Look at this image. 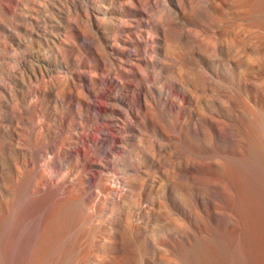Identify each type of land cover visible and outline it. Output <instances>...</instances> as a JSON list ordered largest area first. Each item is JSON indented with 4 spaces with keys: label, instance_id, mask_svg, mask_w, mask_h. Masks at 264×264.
<instances>
[{
    "label": "rangeland",
    "instance_id": "374dc122",
    "mask_svg": "<svg viewBox=\"0 0 264 264\" xmlns=\"http://www.w3.org/2000/svg\"><path fill=\"white\" fill-rule=\"evenodd\" d=\"M30 1L19 0V7L31 6ZM142 1L144 3L136 0L134 7L123 9L125 20L134 21L130 23L132 31L120 28L112 19L113 15L118 13L117 0H76L74 4L69 0H37L34 5L36 11L28 12L30 18L25 11L23 12L27 17L18 15L20 10L6 15L0 14L3 24L12 32L17 31L22 37L20 42L12 40L19 57L27 60L32 53L35 61L40 59V63L54 68L42 78L45 88L38 94V103L41 110L39 119L58 131L57 141L70 133V127H63L60 123L61 116L68 119L73 116L74 110L66 104L71 101V104L73 102L76 105L77 101L76 93L67 96L65 91L61 90V84L64 81L76 85L81 83L89 89V76L93 70L98 72V78L105 83L104 76L113 66L111 63H117V57L133 53L132 44L138 39L134 33L140 27L143 26L157 38L154 44L146 41L147 44L153 45L152 51L145 53L147 56L153 55L152 61L146 58L139 70L125 64L127 71L119 73L121 84L114 86L117 94H126V104L121 105L125 111L136 103L129 97L127 90L130 88H139L141 102L146 100L141 107L140 116L137 117L132 111L128 117H123L126 124V120H133L131 126L134 130L126 132L128 136L124 141L132 158L119 163L117 176L125 172L123 166L136 163L137 160L145 165L148 174L143 177L146 186L142 191V199L144 205H150L153 209L147 216L138 217L137 209L133 208L131 211V207L119 205L116 214L110 216L109 202L113 197L102 188L99 193L107 197L105 200L93 202L92 207L80 209L82 212L74 209V233L78 241L75 242L73 255L68 262L70 264H170V256L165 254L164 257L161 248L165 247L164 242L169 243L177 236L170 222L165 221L167 210L171 212L168 218L173 217V213L180 212L185 220L188 233L192 237L190 247L194 251L191 252L195 255L197 264H214L212 257L207 253L204 236H211L215 227L206 234L201 230L200 220L212 226L222 223L229 232L236 219L246 217L240 210L243 204L239 206L232 195H225V185L221 179L223 165L215 163V160H220L225 153L238 161V152L242 149L246 152L249 141L255 145L251 152L264 153V135L261 132V125L264 123V0H165L167 8L157 4L153 9L149 8L147 2ZM85 6L95 15L94 21H87ZM15 24L19 30L14 29ZM31 27L36 31L34 34L35 38L40 40L39 43L46 38H53L58 49L52 50L44 45L32 44L33 50L28 51L26 36ZM81 31H86L92 42L82 37L78 50L70 43L69 35L74 36ZM113 37L117 39L119 47L125 46L128 49L122 52L119 48H112ZM62 38L63 42L56 40ZM138 42L145 44L144 39ZM5 69L7 80L13 83L19 97L20 84L16 83L15 74L6 72ZM200 70L207 75L206 78L199 74ZM160 90H170L182 102L180 119L187 120L182 129L189 132L190 150L183 149L182 144L168 138L164 114L160 102L157 101ZM89 95L91 111L96 114L99 109H103L102 102L90 91ZM24 98L27 106L32 97ZM10 104L11 100L8 101L9 106ZM104 111V121L99 119L88 131L101 153L107 151L114 141L111 129L103 126L110 115L108 111ZM142 115L147 117L145 127L140 125ZM26 116L30 125L28 113L25 112L24 117ZM5 117L4 124H9L10 129L4 128L0 134V165L6 167V180L9 181L12 177L11 158L32 145L34 137L31 132L22 131L13 125L15 114L12 111L7 112ZM102 128L109 133L106 140H102ZM208 129L212 130L214 136L213 146L206 139ZM16 132H22L23 138L18 139ZM9 139H12L11 147L6 144ZM150 142L154 144V157H149L145 152ZM74 150L80 153L81 148H69L67 158L61 159L60 165L57 166L62 174H68L72 179L79 178V166L93 158L92 155L80 153L76 163V158L70 155ZM89 151H92L91 143ZM173 152L177 158L172 157ZM173 164L175 174H170L169 169ZM93 177L94 172L90 171L89 184H92ZM102 183L111 184V181L103 177ZM126 193L123 194L125 198ZM234 201L238 207H234ZM253 204L251 206L256 210L260 206L256 205L257 208ZM234 208H237L236 213ZM242 208L246 209L245 206ZM88 212L101 217L104 226L102 233L106 234L109 232L106 226L116 217L111 226L115 232L104 246L100 240L95 242L96 227L89 226L86 232H82L88 222L92 224L90 220L87 222L85 217ZM126 212H131L128 221H125ZM195 212L199 218H195ZM146 219L149 220L144 228ZM256 219L258 223H262V228ZM258 219L246 217L242 220L244 223L251 222L249 225L254 223L253 228L262 230L261 233L260 229L257 230V234L261 236L254 237L261 243L264 239V221ZM247 223L245 225L249 226ZM146 234H153V242L144 236ZM251 237H248L249 242L252 241ZM19 247L21 250L18 251ZM166 249L170 250L169 245ZM21 251L23 256L19 262L26 264L30 257L29 248L10 243L4 231L0 229V264H18L17 254ZM251 251L255 256L260 254V257H254ZM263 251L262 248H257L256 251L247 250L248 257L251 255L247 264L254 261L257 264L258 260V264H263ZM252 258L254 261H251Z\"/></svg>",
    "mask_w": 264,
    "mask_h": 264
},
{
    "label": "bare ground",
    "instance_id": "6f19581e",
    "mask_svg": "<svg viewBox=\"0 0 264 264\" xmlns=\"http://www.w3.org/2000/svg\"><path fill=\"white\" fill-rule=\"evenodd\" d=\"M69 1L74 4L76 0ZM144 1L149 4L148 6L150 9L152 7H157V4L162 8H167L165 0ZM30 2H32V4H29L31 6L24 5V7L21 8L19 7V0H0V14L6 15L12 11L20 10L21 12L17 11L18 15L27 17L25 14L27 12L29 17L30 15L28 12L36 11L34 5L37 3V0H31ZM135 2L136 0H117V7L119 8L118 13L114 14L112 19L118 23L120 28L132 31V25H130V23L134 21L131 20L128 22L125 20L126 15H124L123 9L124 7H134L136 4ZM139 2L144 3L142 0H139ZM23 11H25V13ZM84 14L86 15L87 21L91 22V20L94 21L96 19L93 12L86 6ZM91 26H93V22ZM13 27L19 30V28L17 29V24ZM0 28V134L4 128L10 129L9 124H4V119L6 118L5 114L12 111L15 114L13 125H16L22 129V131L31 132L34 137L32 145L26 147L23 152L14 156L13 159L11 158L12 177L9 181L6 180V167L3 164L0 165V229L4 231L10 243L16 246L20 245L23 248H29L30 257L26 264H70L68 262L73 255L75 242L77 243L78 241L77 238L75 239L76 233H74L75 226L73 214L75 210L82 212L80 209L92 207L94 204L93 202H98L102 199L105 200L107 197L99 193L102 188L106 189L107 193L111 194L113 197V200L109 202L110 216L116 214L119 205H125L128 208L131 207V211L133 208L137 209L136 215L138 217L140 215L147 216L153 209L150 205H144L142 199V191H144L146 186L143 177L148 174L145 165L139 163L137 160L136 163L123 166L125 172L121 176H117L119 173L117 168L119 163L132 158L127 151V144L124 141L126 136H128L126 132H132L134 130L133 126H131L133 120H126V122H128L126 124L123 122V117H128V114L132 111L136 113L135 115L137 117L140 116L141 107H143V103H146V100L144 99V101L141 102L142 100L139 98V96H141L139 88H137L138 90H136V87L130 88L127 90L130 94L129 97L136 101V103L134 102V105L130 107L128 111H125L121 108V105L126 104V94H117L114 86H119V84H121L119 73L127 71V67L124 66L125 64L139 70L141 63L146 62V58L152 61L153 55L149 54L147 56L145 53L149 50L152 51L153 45L147 44L146 41H150L154 44L157 38L153 37L143 26L140 27L138 31L134 33L135 37L138 39L137 42L132 44L133 53L117 57V63L111 61L113 66L107 70V74L104 76L105 83L98 78V72L93 70L89 76L91 81L89 89L81 83L76 85L75 83L71 82L69 84L68 81H64L61 84V90L65 91L67 96L76 93L77 101L76 105H74L73 102L71 104V101H68V104H66L74 110L73 116L72 119L61 116L60 123L63 127H70V133L65 136L64 139L57 141L56 136L58 131L52 125L39 119V116L41 117V110L38 103V94L45 88V86L42 85V78L48 75L54 68L40 63V59H36L35 61L32 57V53H30V57L27 60L20 58L17 53V47L14 46L15 43L12 42V40L15 39L20 42V40L22 41V37L17 31L12 32L8 26H5L3 21H1V17ZM35 32L36 31H33V27H31V30L28 31V35L26 36V42H28L26 45L29 48L28 51L31 52L33 50L34 46H32V44H37L38 46L44 45L52 50L57 48L53 38H46L39 43L40 40L35 38ZM82 37L87 40L90 39L86 31H81L74 36L69 35V41L79 50L82 44ZM140 39H144L145 44L138 42ZM56 40L59 43L63 42V38ZM111 42L112 48H119L122 52L128 49L125 46L119 47L115 37L112 38ZM10 52H12V54ZM4 69L6 72L15 74L17 79L16 83L19 82L20 84L19 97L17 96L18 91L13 86V83L7 80ZM111 73L113 74L111 75ZM199 74L205 78L207 77L201 70ZM100 86L104 87L102 88ZM100 88H102L103 91H101ZM149 89H151V86H149ZM89 91L102 102L101 105L103 109H99L96 114H93L91 111ZM27 96H31L32 99H30V103L25 106V98L23 99V97ZM144 96L145 94L143 98ZM157 98V101L160 102L161 110L165 118L164 120L168 128L166 129L168 138L170 140H176L175 142L178 144H182L183 149L190 150L191 140L189 132H187L186 129H182V126H186L187 120L186 118L180 119V110L183 104L179 97L171 93L170 90H160ZM228 99L229 98H227V100ZM9 100H11L10 106L8 105ZM115 101H118V103H115ZM3 103L4 106H2ZM104 110L108 111L110 115L103 123L104 116L102 113ZM25 112L28 113L30 125L27 116L24 117ZM101 118L103 120L101 122L103 126L110 128L114 136L111 147L102 153L96 141L88 134L92 125ZM146 123L147 117L142 115L140 125L145 127L147 125ZM20 125H22V127H20ZM261 126L263 130L261 132H263L264 135V123H262ZM102 131V140H106L109 133L105 131V128H102ZM16 135L18 139L23 138L22 132H16ZM206 139L208 143L213 146L214 136L211 129L206 131ZM90 143L92 151H89ZM6 144L8 147H11L12 139H9ZM73 146L75 148L76 146H80V153L82 155L93 156L86 164L79 166V178L76 179H72L68 174H62L57 168L58 164L60 165L61 159L64 160L67 158L69 155V148ZM247 146L246 152L243 151V149L238 152V161H235L234 158L224 153L220 160H215V163H221L223 165L221 179L225 185V195H232L237 201L236 204L239 203L240 206L242 203L245 206L246 209L242 208L244 207L243 205L240 206V210L243 211L246 217H252V219L259 218L263 222L264 153L258 150L259 154L251 152L252 148L255 146L252 141H249ZM147 149L148 150L145 151L146 154L149 157H154L156 152L153 142L147 145ZM211 150H213L212 147ZM73 152L74 153L70 155L76 158L77 163L80 153L78 150H74ZM172 157L177 158L178 156L173 152ZM176 164H178V162ZM176 169H178V167ZM174 170L173 164L169 169L170 174H175ZM90 171L94 172L92 184H89L88 181V173ZM103 177L109 179L111 184H103ZM125 192H127L126 198L123 197ZM250 202L252 203L250 204ZM253 203L260 205L259 208L255 205L259 210L251 206ZM236 204L234 207H238ZM133 212L135 213V211ZM88 213L89 214H86L85 217L87 218V222L90 220L92 224L88 222L89 224L83 227L82 232H86L89 226L96 227L95 242L100 240L102 241L101 245L104 246L111 240V236L115 232V229L111 226L113 224L112 222L116 220V217L112 219L110 222L111 224L106 226L107 232L109 231L108 234H106L102 233L104 226L101 217L90 212ZM130 213L131 212H129V214ZM170 213L171 212L168 210L165 212V221L170 222L176 231L177 237L169 241V243L164 242V239H162L165 245V247L161 248L164 257L165 254L167 257L170 256L171 260H168V263L169 261L171 262L170 264H197L195 255H192L194 251L190 247L192 237H190L191 234L188 233L185 220L180 212L173 213L174 216L168 218V214ZM240 213L241 211H239V215L242 214ZM127 214L128 212L125 214V221H128L130 217V215ZM81 215L82 214H80V216ZM194 215L195 218H199L197 213ZM246 217L243 218L246 219ZM243 218L240 217L238 220L236 219V223L229 232L222 223L217 224L218 226H212L200 220L201 230L204 233L206 232V234H209L212 228L214 229L215 227L211 236H204V241L207 243L206 246L208 248L207 253L210 254V258L212 257L211 259L214 264H247L251 258V255L249 256L250 258L248 257L249 254H247V250L252 249L256 251L257 248L264 249V237H262L263 240L261 239L263 243L258 242V238H254L258 235L257 230L259 231L260 228H253L254 223L249 225L251 223H247L249 221L245 222L249 226L245 225L244 220H242ZM148 220L149 219H146L144 221V228L147 227ZM254 221L255 220H253V222ZM256 222L258 223L257 219ZM257 223H255L256 227ZM261 224L262 223H260V226L262 228L263 226ZM261 231L260 229L259 232L261 233ZM262 233L263 236L264 232ZM144 236L149 238L150 242H153V234H146ZM249 236H252L251 242H249ZM258 236L261 235L259 234ZM101 245L99 246L101 247ZM168 245L170 250L166 249ZM19 250H21L20 247L18 248V251ZM259 251L258 253H260ZM261 253L263 255L264 251ZM251 254H253L254 257L258 256H255L253 252ZM17 256V263L20 264L19 259L21 260L23 256L22 251L18 253ZM101 256L104 257L103 254ZM258 257H260V254ZM253 258L251 261H254ZM211 259H209V261Z\"/></svg>",
    "mask_w": 264,
    "mask_h": 264
}]
</instances>
